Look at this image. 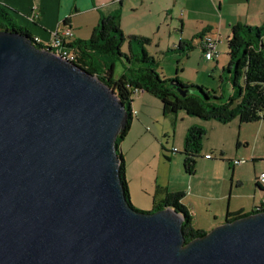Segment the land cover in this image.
I'll list each match as a JSON object with an SVG mask.
<instances>
[{
    "label": "water",
    "instance_id": "1",
    "mask_svg": "<svg viewBox=\"0 0 264 264\" xmlns=\"http://www.w3.org/2000/svg\"><path fill=\"white\" fill-rule=\"evenodd\" d=\"M127 122L98 76L0 30V264H264V210L185 242L172 207L129 204Z\"/></svg>",
    "mask_w": 264,
    "mask_h": 264
},
{
    "label": "rangeland",
    "instance_id": "2",
    "mask_svg": "<svg viewBox=\"0 0 264 264\" xmlns=\"http://www.w3.org/2000/svg\"><path fill=\"white\" fill-rule=\"evenodd\" d=\"M130 1L133 3L134 10L125 5L121 21L125 33L144 35L149 40L133 39L131 40V46L127 38L124 40L121 51L128 55L133 53L134 56L131 60H127L125 56L113 54H104L101 57L102 63L113 65V78L117 79L124 72L129 73L131 69L135 68L138 65L137 58L140 56L142 49H145L156 60L155 68L157 72L165 77H177L184 83L201 85L211 94L221 96V101H227L231 95L236 94L238 86L232 80L235 76L234 65L229 71V62H226L221 78L218 73L221 68L217 72H210L201 63L200 59L203 54L195 43L194 47L187 48V50L181 49L177 45L179 34L173 30L174 28L178 29L180 26L178 13L181 9H184L179 5L184 0H178L171 7V11H168V15H166L163 6L165 0H145L143 4H140L139 0ZM207 11L209 12H206V14H204V11L201 13V0H189L183 16L184 22H186L183 26L182 35L186 39H190L192 35H197L201 31V25L203 24L201 14L205 20L214 19V12L219 11V9L215 7V11L212 9ZM224 11L223 13L226 15L229 14L226 10ZM224 33L222 31V35ZM86 37L88 38L89 34ZM172 41H174V44H172ZM225 44L227 48V41H225ZM168 45L170 46L167 47ZM186 46L188 47V45ZM226 55L229 61L227 50ZM99 68L103 69V65L100 64ZM243 82V75H238V84L243 85ZM221 86L223 90H221ZM145 96H148L150 101L147 105H143L144 99L140 94L132 95L133 109L130 127L127 131V137L119 141L125 166L126 164L129 167L134 166L136 162L134 160L130 162V158L133 154L140 152L141 157L143 156L145 170L152 177L155 176L157 184L161 187L166 186L169 190L183 187L186 191L183 201L188 203V206H193L201 217L196 222L194 214L190 213L193 217L195 229H199V227L207 229L208 226H206V221L202 215L208 209L211 201H215L220 210L214 226L222 223L223 213L226 209L233 211L239 206L248 209L252 205L253 193L255 192L257 196L260 194V189L252 179L254 178L255 169H258V172L264 169V131L262 127L258 137L254 134L249 137L248 147L241 145L236 148V138L229 135L227 131L221 133L218 130L210 129L208 123L204 124L206 136L202 141L201 154L197 157L195 173L189 175L183 168L184 155L182 151L184 149L185 133L186 129L191 127V123H193L192 118L201 119L188 117L185 113L179 115L181 114L179 113L174 121V129H172L170 115L162 114L161 109H159L160 101L156 97H151L152 95L148 93ZM141 110L145 111L148 116L142 115ZM137 115L143 118L148 128L145 129V126L138 122ZM221 126L227 128L226 125ZM235 151L238 152L237 155H233ZM245 151H254L259 156L256 159H249L246 163L233 165L232 162L235 158H250V154H244ZM127 171L125 179L129 184V194L131 193L133 199L130 198L131 204L140 211H149L151 207L149 199L142 196L138 190L135 192L133 182L129 177V169ZM238 180L240 181L239 184L237 183ZM258 202L257 197L256 203Z\"/></svg>",
    "mask_w": 264,
    "mask_h": 264
},
{
    "label": "trees",
    "instance_id": "3",
    "mask_svg": "<svg viewBox=\"0 0 264 264\" xmlns=\"http://www.w3.org/2000/svg\"><path fill=\"white\" fill-rule=\"evenodd\" d=\"M119 4L122 0H118ZM0 30H15L26 36L38 47L43 46L34 41L29 31L11 22L8 14L0 8ZM264 28L246 23H236L231 26L227 41V54L230 58L228 69L234 65L233 83L238 86L236 94L231 95L227 101H221V96L211 94L203 86L194 83H184L177 77H165L157 72L156 60L142 49L137 58L138 65L129 73L124 72L119 78H113V65L101 62L104 54L122 55L131 60L129 55L121 51V46L127 38L131 40H145L149 38L135 34H125L120 26V13L116 11L100 18L98 24L86 39H73L63 45L73 53L71 62L82 69L95 74L105 84L114 90L116 96L122 101L128 113V122L125 129L116 139V152L119 157V173L125 196L129 204V192L125 179V162L119 149V141L127 133L131 119L132 95L143 90L157 97L161 103L163 113H176L184 111L193 117L204 120H216L227 123L237 120L239 123L262 121L264 126V42L262 36ZM188 45V44H186ZM186 45L179 44L181 49L187 50ZM101 62V63H100ZM103 65V69L99 66ZM243 75V85L238 84V75ZM206 136V129L193 125L185 133L184 149L182 151L184 171L192 175L195 173L197 157L201 154L202 141ZM256 186L264 191V186L257 182ZM184 191H168L164 197L154 203L150 210L155 211L166 206L172 207L182 215V231L185 242L202 236L205 231L195 229L193 217L186 205L182 202ZM136 209V208H135ZM138 210V209H137ZM264 210V200L255 205L250 213ZM249 213L238 211L227 213L226 221L245 216Z\"/></svg>",
    "mask_w": 264,
    "mask_h": 264
},
{
    "label": "crops",
    "instance_id": "4",
    "mask_svg": "<svg viewBox=\"0 0 264 264\" xmlns=\"http://www.w3.org/2000/svg\"><path fill=\"white\" fill-rule=\"evenodd\" d=\"M139 1L140 4L145 3V0H139ZM177 1L178 0H165L163 6H164V10H166V15H168L169 13L168 11H171V7L174 4H176ZM188 2L189 0H184L179 5L184 10L181 9L178 13L180 20L179 28L178 29L174 28L173 30L179 34L177 45L179 46L180 43L182 45L188 44L189 46L191 45L192 48L196 44L199 47L201 53L203 54V49L201 46L203 37L206 34H210V33L218 34L220 38V41L217 45V49L219 52L218 56L216 58L209 60L202 57L200 61L205 67L208 68V70H210V72L211 71L217 72V70L221 68V70L218 73L222 78V71L224 70L225 64L226 62L227 63L229 62L228 57L226 55L227 48L225 44L226 41L225 38H227L228 35L230 34L231 26L236 23H246L256 26L262 25L260 27L264 28V0H201V13L204 11V14H206V12H209L207 10L210 9L215 11V7H218L219 11L214 12V16H215L214 19L205 20V18L202 17L203 15L201 14V21H203V24L201 25V31H199L197 35H192L190 39L188 38L186 39V37L182 34L184 28L183 26L184 23L186 22V21L184 22L183 16L185 14V7ZM150 3H152V1H150ZM125 5H128L132 10H134L133 3L130 0H122L121 4H119L118 0H0V8L3 9L8 14V17L10 18L11 22L26 28L32 36H37L41 44L49 43L53 38V33L55 31H61L65 26L71 27L73 31V39H86L87 38L86 35L87 34H89V36L91 35L92 30L94 29V27L97 26L101 17L109 15L116 11H119L120 13V24H121ZM224 10H226L227 13L229 12V14L226 15L225 13H223L225 12ZM121 27L125 33L122 24ZM222 31L225 32L224 35H222ZM139 36H144V35H139ZM262 41L264 42V35L262 36ZM172 44H174V41H172ZM222 45L225 46L223 47ZM169 46L170 45H168L167 47ZM222 51L224 52L223 55H222ZM221 90H223L222 86H221ZM137 93L140 94L141 97L144 99L143 105H147V103L150 102L148 96H145L148 92L140 90L135 94ZM151 97L155 98V96L153 95ZM156 99L158 98L156 97ZM130 105H131V109H133L132 101ZM159 109H161L162 111L161 103L159 104ZM140 112L142 113V115L148 116V114L145 111L141 110ZM182 113L185 112L178 111L176 113H163L162 111V114L170 115L169 119L170 121H172V129H174L175 126L174 121L177 118V115L178 114L182 115ZM188 117H191V115H188ZM192 121L193 123H191V126L197 125L205 128L204 124L208 123L207 124L208 127L212 130H218L221 133L227 131L229 135L236 138V148H238L241 145H245V147H248L250 143L249 137L252 134H254V136L257 135L258 137V135L261 132V127L264 131L263 123L260 120L247 122V123H239L237 120H232L227 123H221L219 121L212 119L196 120L195 118H192ZM138 122H140L143 126H145V129L148 128L146 123H144L142 117L138 116ZM221 125H226L227 128H222ZM127 134L128 132L121 140L125 139L127 137ZM237 154L238 152L235 151V154L233 155H237ZM244 154H250V158L242 157L245 159V161L239 164L246 163L247 161H249V159L250 160L256 159L257 156H259L255 154L254 151H249V152L245 151ZM142 158L143 156L141 157L140 152L133 154V156L130 158V162L134 160L136 163L134 166L131 167H129L126 164L124 172L126 178V172H128L127 169H129V177L131 182H133L135 192L136 190H138L142 196H145L149 199L151 206L149 211L153 208L154 203L160 201L164 197L165 193L168 191H184L186 194V191L183 189V187L173 188L169 190L168 187L166 186L161 187V185L157 184V180L155 179V176L152 177L151 174H148L147 171L145 170V166ZM232 163L233 165H237L234 163V161ZM262 171H264V169L260 170V172ZM260 172H258V169H255L254 178L252 179L254 180L255 183L257 182V178ZM239 182L240 181L238 180L237 183L239 184ZM127 188L128 189L130 188L128 183H127ZM184 197L182 199V202L186 205L189 212L192 215L194 214L195 221L196 222L199 221L201 217L197 214L193 206L192 207L188 206V203H185L183 201ZM257 197L259 200L258 203H256ZM129 198L132 199L131 193L129 194ZM263 200H264V191L260 189V194L258 196L256 195L255 192L253 193L252 202H251L252 205L248 209H244L243 206H239L233 211H229V209H226V211H224L223 213V221L221 222L225 221L227 213H236L238 211L250 213L253 207L259 204ZM219 212L220 210L218 209L216 202L211 201L208 205V209L205 210V212L203 213L204 215H202V217L206 221L207 224L206 226L208 227L207 229L199 227V230L207 232L210 228H212L214 224H216V219L219 216Z\"/></svg>",
    "mask_w": 264,
    "mask_h": 264
},
{
    "label": "built area",
    "instance_id": "5",
    "mask_svg": "<svg viewBox=\"0 0 264 264\" xmlns=\"http://www.w3.org/2000/svg\"><path fill=\"white\" fill-rule=\"evenodd\" d=\"M34 41L40 43V40L37 36H33ZM73 39V31L70 26H65L61 31H55L53 33V38L47 44H41L43 47L51 50L55 54L61 56L62 58L71 61L73 59V53L68 49L63 48V45L71 42ZM220 41L219 35L215 33L206 34L201 42V46L203 49V57L205 59H213L216 58L219 54L217 45ZM245 159H235L234 163L239 164L244 162ZM257 180L261 185L264 186V171L260 172Z\"/></svg>",
    "mask_w": 264,
    "mask_h": 264
}]
</instances>
